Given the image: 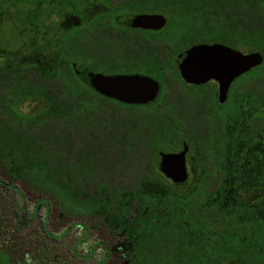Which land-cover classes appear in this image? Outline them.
I'll return each mask as SVG.
<instances>
[{
	"label": "trees",
	"instance_id": "obj_1",
	"mask_svg": "<svg viewBox=\"0 0 264 264\" xmlns=\"http://www.w3.org/2000/svg\"><path fill=\"white\" fill-rule=\"evenodd\" d=\"M66 1L58 0L63 12L84 15L86 31L52 27L44 52L2 50L0 29V174L48 197L61 216L84 221L86 238L94 228L108 233L115 244L113 250L105 246L103 262L112 252L120 264H264V221L253 219L238 196L249 192V184L235 188L232 198L226 186H172L155 170L161 141L138 136L124 105H93L71 70L88 15L75 0H68L74 10L67 9ZM114 1L105 5L113 15L164 16V37L177 39L171 46L177 52L222 40L260 53L262 64L235 83V105H264V0ZM39 2L0 0V21L20 30L25 14L36 16ZM26 104L28 113L22 111ZM243 142L248 148V135ZM248 166L235 145V175L247 179ZM92 252L73 255L87 260ZM8 260L0 253V261Z\"/></svg>",
	"mask_w": 264,
	"mask_h": 264
},
{
	"label": "flooded vegetation",
	"instance_id": "obj_2",
	"mask_svg": "<svg viewBox=\"0 0 264 264\" xmlns=\"http://www.w3.org/2000/svg\"><path fill=\"white\" fill-rule=\"evenodd\" d=\"M55 1L58 12L63 17L69 15L76 22L69 28H63L59 23L44 22L46 19L42 17L38 21L34 18L33 23H37L39 30L45 31L48 24V29L56 27L61 31H86L84 15L63 12L61 3ZM108 2L112 6L116 3L114 0H90V3L84 4L75 0L78 6L84 7L89 23L85 38L76 45L77 61L71 64L73 75L79 83L81 81L77 76L83 72L104 77H139L155 83L157 91L147 102L129 104L103 96L81 83L91 93L93 105H124L125 119L127 123L135 124L138 136L161 141L154 162L158 173L162 155L185 151L187 178L183 184H174L160 173L172 186L209 191L226 186L232 198L235 188L249 184V192L240 193L239 199L246 202L245 206L252 211L253 219L264 221V105H235V83L241 76L230 82L223 95L222 87L215 80H207L202 84L186 82L177 64L178 56L192 46L235 48L221 44L222 40H215L177 52L171 47L177 39L164 37L167 27L164 16L160 15L165 19L163 28H130L124 25L130 17L159 14L113 15L105 6ZM38 4L36 14L39 15L42 0ZM64 7L74 10L73 3L68 0ZM49 46L50 41L44 48L28 45L23 48L28 52H44ZM235 106L241 108L244 117L235 118ZM128 114H132L133 118L128 117ZM247 135L248 148L243 142ZM235 145L240 155L248 159L247 179L235 175ZM252 194L256 195V202L250 205L246 196ZM0 253L6 254L1 249ZM0 264L21 263L10 261L9 257L8 261H0Z\"/></svg>",
	"mask_w": 264,
	"mask_h": 264
},
{
	"label": "rangeland",
	"instance_id": "obj_3",
	"mask_svg": "<svg viewBox=\"0 0 264 264\" xmlns=\"http://www.w3.org/2000/svg\"><path fill=\"white\" fill-rule=\"evenodd\" d=\"M79 2L87 4L90 0ZM57 5L55 0H42L40 17L46 19V23H59L63 28H69L76 20L69 15L63 17ZM38 16L25 14L20 30H13L9 23L0 21L4 41L2 50L14 53L24 45L32 48L47 47L50 29L48 24L45 31L37 28L33 19ZM33 33L36 35L33 36ZM238 51L247 53L246 50ZM28 105L22 107L24 113L30 110ZM0 179L5 184H0V249L10 257V261L21 264H120L112 252L109 260L103 262L106 258L105 246L113 250L115 244L108 233L94 228L90 229V235L86 238L81 227L87 226L84 221L61 216L48 197L29 191L19 183L9 182L1 174ZM246 200L252 205L256 202V195L246 196ZM42 201L47 202L49 211ZM90 250L93 252L87 260L77 259L73 255L76 252L86 257ZM231 264L239 262L236 260Z\"/></svg>",
	"mask_w": 264,
	"mask_h": 264
},
{
	"label": "water",
	"instance_id": "obj_4",
	"mask_svg": "<svg viewBox=\"0 0 264 264\" xmlns=\"http://www.w3.org/2000/svg\"><path fill=\"white\" fill-rule=\"evenodd\" d=\"M130 28L143 30L160 29L165 19L160 15L130 17L124 23ZM263 57L258 52L242 53L228 47L196 45L182 52L177 59L182 78L193 84L215 80L225 94L230 82L235 78L259 67ZM85 86L97 93L119 102L138 104L149 101L157 91V85L139 77H104L90 72L78 74ZM185 151L174 155H162L160 173L174 184H183L187 174L184 166Z\"/></svg>",
	"mask_w": 264,
	"mask_h": 264
}]
</instances>
